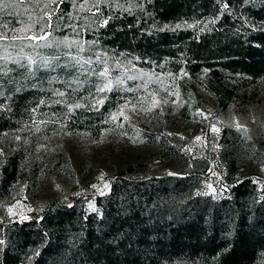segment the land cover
Wrapping results in <instances>:
<instances>
[{
    "label": "trees",
    "instance_id": "obj_1",
    "mask_svg": "<svg viewBox=\"0 0 264 264\" xmlns=\"http://www.w3.org/2000/svg\"><path fill=\"white\" fill-rule=\"evenodd\" d=\"M131 3V14L102 8L105 17L113 16L108 25L88 27L92 19L88 8L78 9L72 0H65L60 5L65 18L56 33L77 36L78 32L77 37L96 40L99 48L108 52L146 59L147 65L162 63L174 76L183 69L194 82L181 79L179 84L192 100L198 98L195 82L208 88L219 84L220 94L231 98L233 89L222 82L233 85L230 77L234 75L264 77V31L259 30L264 27V0ZM225 3L229 8L221 15ZM16 7L0 11V23L14 24ZM214 17L218 19L208 24L210 30L200 31L195 26L198 21ZM177 23L182 27L176 31L158 30L164 24ZM68 24L75 25V31ZM21 64L24 63H6L0 106L10 107L11 111H0V134L23 119L29 110L33 85L43 74L39 71L30 75ZM105 95L108 99L99 111L78 109L68 120L69 126L100 134L116 93ZM220 104L224 106L225 101ZM206 169L207 165H203L173 176L146 178L119 173L111 179L106 194L94 196L98 211L87 212L79 197L73 200L72 207L48 204L38 219L0 221V239L5 241L0 245V264H22L33 249L41 254L29 264H155L174 256L200 259L206 264H264V186L259 189L246 176L235 181L223 197L196 196L203 189ZM18 177L11 155L0 163V191L7 194Z\"/></svg>",
    "mask_w": 264,
    "mask_h": 264
},
{
    "label": "rangeland",
    "instance_id": "obj_2",
    "mask_svg": "<svg viewBox=\"0 0 264 264\" xmlns=\"http://www.w3.org/2000/svg\"><path fill=\"white\" fill-rule=\"evenodd\" d=\"M43 2L46 0H14L18 13L16 22L11 25L1 22L0 32L7 33L9 37L24 35V32L13 29H22L28 23L35 21L39 11L37 5L42 7ZM81 3L84 1L78 3V9ZM90 3L91 0L85 4L84 9L90 7ZM65 36L84 41L81 37L56 33V31L51 38L59 40ZM85 47L87 48V45ZM96 50L98 49L93 48L92 51ZM7 53H11L20 61L19 63L24 64H26L25 58L29 55L59 57L58 60L52 61L54 71L45 67L35 71V73L42 71L43 74L37 80L36 87H33L29 109L36 107L41 99L52 104V101L59 97L52 95L51 90L76 88L77 78L83 83L77 95L86 94V90L98 80L95 75L87 71L93 65L85 64L83 69L74 68L75 62L66 55L69 49L64 46L35 48L30 46L28 41L22 43L20 40H0V56ZM112 53H122L128 60L133 61L137 70L142 69L149 75L153 72L160 75L163 83L153 79L150 87L163 88L171 85L173 91L179 93L180 100L173 104L171 99L175 97H172L168 104L162 103L160 109L139 116L133 115L130 121L124 123L123 128H116V125L109 120V115L116 111L118 105L124 103L121 97L131 100L146 95V92L143 88L132 92L114 91L115 104L106 118L109 122L105 123L98 135L71 128L69 119L65 120L68 127L62 130L57 125L48 124L41 126L45 131L40 133L33 134L27 130L17 132L16 130L25 124H30L31 118H35L39 123L40 119H48L53 112L63 116L67 113V109L52 104L51 107L40 105L35 114L26 112L23 119L18 120L14 127L0 134V147L5 150V154L0 156V163L12 155L19 174L18 179L9 186L7 194L3 189L0 191V221L38 219L50 203L71 204L74 200L70 199L72 191L83 194L84 209L87 212L92 211L89 203L95 207L94 196L100 195L101 191L106 194L111 179L119 173L132 178H146L169 172L180 174L182 171L207 165L202 178V191H208L212 197L225 196L235 181L246 176L252 178L258 188L262 189L264 186L262 162L264 161L262 156L264 154V77L234 75L230 77L233 85L222 82L233 89L231 98H224L220 94L222 86L219 84H212L211 88H208L195 82L198 98L192 100L180 87L181 78L159 67L162 63L152 62L149 66L146 59L124 52H109ZM77 54L84 58L92 52L77 53L74 46L70 55ZM121 65H126L124 59H121ZM3 66L5 69L6 64ZM95 67L98 69L100 65ZM50 78L57 80L49 83ZM182 80L188 83L194 82L190 74ZM138 84H141L140 80L128 81L129 87ZM2 92L3 90L0 94ZM105 94L107 93L103 95ZM221 100L225 101L224 106H221ZM197 109L209 114V118L205 120L203 116L197 115ZM41 113L47 115L41 116ZM237 121L248 129L247 133L237 131L235 126ZM212 123L221 129L219 134L209 130V125ZM32 127L34 128L35 125ZM104 129H115V131L104 132ZM53 130L59 134H53ZM64 132H70L71 135H65ZM4 133L7 135H3ZM82 133L87 135H81ZM16 135L26 138L28 143H24L23 139L19 142L15 141L13 137ZM45 136L48 138L45 139ZM196 136H202L204 139L196 141ZM40 145L46 147L40 148ZM185 147L190 148L191 151H184ZM230 162L233 163L232 167H229ZM105 183L108 184V188L104 187ZM93 184L97 187L93 188ZM207 184L213 185L215 193L206 187ZM9 207L12 208L11 213L8 211ZM35 250L37 249L30 251L22 264L30 263L35 256ZM155 264L206 263L200 259L186 260L174 256L157 261Z\"/></svg>",
    "mask_w": 264,
    "mask_h": 264
},
{
    "label": "snow or ice",
    "instance_id": "obj_3",
    "mask_svg": "<svg viewBox=\"0 0 264 264\" xmlns=\"http://www.w3.org/2000/svg\"><path fill=\"white\" fill-rule=\"evenodd\" d=\"M73 6L76 7L75 0H72ZM219 2V0H218ZM244 3H255V0H243ZM65 3V0H46L43 2L42 7L38 4L37 7L39 9L37 18L35 21H32L26 25V27L22 29H13V31H22L24 35H12L9 37L7 33L0 32V40H8L11 39L13 41L20 40L22 43L24 41H28L30 46L35 48H52V47H60L64 46L65 48L69 49L70 60L74 61L73 67H79L80 69L84 68L85 64L93 65V67L88 68L87 71L95 75L98 80L95 82L91 88L86 90V94L77 95L80 93L81 88L83 87V83L79 81L77 78V87L76 88H69L65 90L61 89H52V95L59 97V99L53 100L52 104L61 105L62 107L67 109V113L63 116L58 115L57 113L53 112L48 117V119H40L39 123L35 118H31L30 124H25L23 127L17 129V132H23L25 130L31 131L33 134L40 133L45 131V128L41 126H46L48 124L57 125L59 129H66L68 127L67 123L65 122L66 119H70L71 116L81 108H85L89 111H99L100 108L105 104V101L108 99L104 93H111V92H132L137 91L140 88H143L146 92V95L141 97H134L133 99H125L124 103L118 105L116 111L110 113L109 120H111L115 125L116 128H123L124 123L131 120L133 115L139 116L142 113H148L155 111L161 108V104H168L172 97L175 99H171L173 104H176L180 100V96L178 92L173 91V86L168 85L163 88L160 87H150V84L153 82V79L163 83L160 75L156 73H152L149 75L144 70L140 69L137 70L135 64L132 60H128L122 53H112L109 54L108 50L99 48L98 41H81L78 39H70L69 37L65 36L59 40L52 39V35L55 31L60 29L59 22L64 20L65 14L62 13L60 5ZM89 3V0H84V3L79 5L80 9H84L85 4ZM49 5H55L53 8H49ZM15 3L14 0H0V11L7 10L10 7H14ZM136 7H140L139 4L135 5ZM102 8H109L113 11L120 10L128 12L129 14L132 13L133 5L131 0H125V3H120V0H91L90 7H88V11L92 13V19L90 20L88 27H91L92 24H95L96 27H106L109 21L113 18L110 14L107 17L104 16ZM228 4L222 5L221 15H223V10L228 9ZM58 13H60L58 15ZM68 18L72 19L71 14L68 13ZM216 19L218 17H214L209 21L206 22H196L195 26H199L200 31L210 30L208 29V24H215ZM31 20V17H29ZM247 23V21H245ZM186 23V22H184ZM68 27H72L75 31L76 26L72 24H68ZM182 27V24L177 23L175 25L164 24L158 30L165 31L171 30L176 31ZM187 27H194L193 24H187ZM259 30L264 31V27L260 28ZM31 33V34H29ZM77 36L79 33L77 32ZM87 45V48L85 47ZM75 46L77 53H82L85 51H91L92 54L87 57H80L77 55H70L71 49ZM93 48H97L98 50L92 51ZM26 64H21L22 67H26L29 71L30 75H35V71L39 70L41 67L49 68L54 71V66L52 61L58 60L59 57H33L31 55L27 56ZM121 59L126 61V65H121ZM0 90L3 87V75L5 73L4 64L8 62L19 63L20 61L14 58L11 53H7L6 55L0 56ZM95 65H100L97 69ZM159 67H163L160 65ZM10 71V70H9ZM205 72L208 69H204ZM163 75V74H161ZM172 75V74H168ZM179 78H184L188 75L183 69L177 74ZM57 78H50L49 83L56 82ZM140 80L141 84L136 85L135 87H129L128 81H137ZM36 87V85H33ZM19 90V89H18ZM83 101V103L81 102ZM52 104H49L46 100L41 99L38 101L36 107L29 109L28 111L32 114L38 112L40 105H46L51 107ZM0 111H11L10 107L7 106H0ZM162 114V109H161ZM47 114L41 113V116ZM197 115L203 116L205 120L209 118V114H205L197 109ZM122 118V119H121ZM109 120H105V123H108ZM35 125L33 128L32 126ZM236 129L237 131H243L247 133L248 129L236 122ZM209 130L212 133L219 134L221 129L217 127L215 123L209 125ZM104 132L108 131H115V129H104ZM53 134H59L56 130H53ZM65 135H71L70 132H64ZM123 135H127V133H122ZM3 135H7L4 133ZM81 135H87V133H82ZM168 135H173L172 133H168ZM48 137L45 136V139ZM159 139V137H156ZM13 139L17 142L24 140V143H28V140L20 135H16ZM204 137L196 136V141L203 140ZM40 148H45L46 145H40ZM184 151L190 152L191 149L185 147ZM5 154V150L3 147H0V156ZM168 175L173 176L177 175L176 173L169 172ZM215 175V173H213ZM59 187V185H57ZM93 188H96L97 185L93 184ZM105 188H108V184H104ZM206 187L212 190V193H215V189L213 188L212 184H207ZM101 195H104V192H100ZM210 193L208 191H197L195 193L196 196H207ZM215 199L216 197L213 196ZM72 207L71 204L68 205ZM89 208L92 211H98L92 203H89ZM8 211L11 213L12 208L9 207ZM27 219V217H25ZM45 239H47V234H45ZM5 241L0 239V245H3ZM41 253L37 249L35 250V255L39 256Z\"/></svg>",
    "mask_w": 264,
    "mask_h": 264
},
{
    "label": "built area",
    "instance_id": "obj_4",
    "mask_svg": "<svg viewBox=\"0 0 264 264\" xmlns=\"http://www.w3.org/2000/svg\"><path fill=\"white\" fill-rule=\"evenodd\" d=\"M79 197H84L83 196V194H81V193H77L76 191H72L71 193H70V199H76V198H79Z\"/></svg>",
    "mask_w": 264,
    "mask_h": 264
}]
</instances>
